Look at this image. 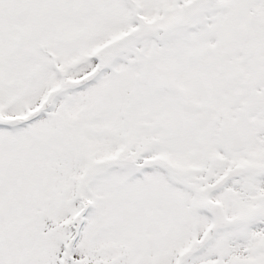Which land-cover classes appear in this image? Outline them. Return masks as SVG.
Here are the masks:
<instances>
[{"label": "snow or ice", "instance_id": "snow-or-ice-1", "mask_svg": "<svg viewBox=\"0 0 264 264\" xmlns=\"http://www.w3.org/2000/svg\"><path fill=\"white\" fill-rule=\"evenodd\" d=\"M0 264H264V0H0Z\"/></svg>", "mask_w": 264, "mask_h": 264}]
</instances>
